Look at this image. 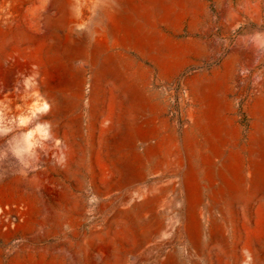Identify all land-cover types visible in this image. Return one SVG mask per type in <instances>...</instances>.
I'll return each mask as SVG.
<instances>
[{
  "label": "rangeland",
  "instance_id": "obj_1",
  "mask_svg": "<svg viewBox=\"0 0 264 264\" xmlns=\"http://www.w3.org/2000/svg\"><path fill=\"white\" fill-rule=\"evenodd\" d=\"M141 1L0 0V202L34 201L28 224L0 229V264H162L170 254L178 264H264V0L176 2L168 17ZM123 2L149 11L148 28L179 49L164 54L165 69L154 58L162 53H146L125 32L124 8L133 25L145 16ZM97 42L122 64L106 68L92 95ZM216 77L212 93L194 88ZM36 82L67 106L51 98L27 106ZM137 83L149 106L133 102ZM130 125L141 132L131 149L121 143ZM131 150L134 176L123 181L116 165ZM189 153L198 240L184 189ZM146 195L154 205L133 219L127 210ZM143 229L152 235L141 244Z\"/></svg>",
  "mask_w": 264,
  "mask_h": 264
},
{
  "label": "bare ground",
  "instance_id": "obj_2",
  "mask_svg": "<svg viewBox=\"0 0 264 264\" xmlns=\"http://www.w3.org/2000/svg\"><path fill=\"white\" fill-rule=\"evenodd\" d=\"M188 0H142L141 4L145 7L146 4H154L156 12L161 14L163 17H168L172 12H174L175 9V3L176 2H187ZM135 4V3H134ZM123 7H132L134 11L140 15L144 14L145 20L143 22L137 23L133 25L132 23V15L127 13L125 11L121 12L120 17L122 19V25L124 27V30L126 33L130 34L144 49L146 53H149L151 49L153 48L156 52L162 53V56H158L155 54L154 58L155 60L162 66V68H166L168 66V60L164 56L165 53H174L178 51L179 49L176 47V45L172 44L171 42L166 41L162 34L159 35L158 32L155 30L148 28L149 22H150V16L151 13L148 12H142L140 11V5L139 6H133L129 2H123ZM121 5V8H122ZM120 10V9H119ZM127 10V9H126ZM131 10V9H130ZM142 10V9H141ZM151 10V9H150ZM121 11V10H120ZM179 12V11H178ZM177 15V14H176ZM179 15V13H178ZM135 18V17H134ZM121 25V24H120ZM155 26V24H154ZM116 31V30H115ZM113 32V30H112ZM114 34V33H113ZM126 38V37H125ZM131 41V40H130ZM79 47V45H78ZM82 47V46H81ZM83 48V47H82ZM81 48V49H82ZM79 50V48H76V51ZM187 51V50H186ZM147 56V55H146ZM103 57V59H102ZM152 57V56H151ZM79 59V58H78ZM90 62L93 66V79H92V90L91 94L93 95L95 92V86H97L98 81L100 82L102 79L106 77L108 66L112 67L113 69H116V67L120 64H122V61L119 57H116L110 53L106 52V46L102 42H97L92 45L91 54H90ZM181 66L180 64H178ZM177 65V66H178ZM107 68V69H106ZM109 76V75H108ZM219 78L216 77L213 79H209L207 81H197L194 83V88L200 92L216 89ZM32 92L29 97V100L25 101V104L29 106L32 101L36 100L38 102L44 101L45 104H48L49 99L51 98L52 101H56L58 103V110H61L63 107L67 106V102L62 104L59 103L57 96L54 94H43L41 92V85L40 83H33ZM131 90V98L133 102L137 105H140V103L144 102L146 106L148 105V96L151 95L150 92H147L146 87L144 84L137 83L136 85L133 84V86L130 88ZM209 92V94H210ZM212 93V92H211ZM219 103L217 101H213L210 103V106H208L206 112L208 114L209 123H211L214 126L215 123V114L218 110ZM257 110L261 111L262 107L259 104L257 107ZM104 122V121H102ZM148 129L147 132L143 135V141L147 143L146 151L150 155V159L154 157L155 151V145L149 143L150 139V132H151V122H147ZM196 125L198 128H201L206 135L207 142L211 143L213 135L208 132V128L206 123L203 122V120H199L196 122ZM143 129V128H142ZM141 129V130H142ZM144 131V130H143ZM141 133L138 127H135L133 125L125 126L123 129V133L121 135V143L124 145L131 146L129 149L134 148L135 146V133ZM194 145V140L192 137L188 138V146L189 150H192V147ZM189 161H190V169L188 172V176L184 181V189L186 192V196L188 199V202L190 204L189 207V222H190V232L192 236L196 237L198 236L197 232V222L196 217L194 214V207L197 204L198 201V181L195 176L194 167H195V157L192 156V154L189 153L188 155ZM136 155L135 150H131V155L128 159H125L124 161H121V163H117V167L121 169V173L123 176V181H128L134 176L133 167L136 161ZM226 167L229 173L233 176H236L238 174V161L236 156H231L226 161ZM240 173V172H239ZM209 174V172H208ZM225 176L224 174H222ZM231 188H234V184H229ZM3 193V190L0 189V195ZM32 199L30 197H24L21 195L18 197L17 201L7 204L5 206L4 203L0 202V229L7 228L11 229L12 227H19L22 225L28 224V219L26 218L28 212H29V205L32 204ZM154 205V197L150 195H146L141 202H136L131 210H127L128 213H130V217L132 216L133 219L137 216L139 217L140 214L143 211H150L152 206ZM128 209V208H127ZM122 211V210H121ZM124 213V212H123ZM118 215V214H117ZM154 216V215H153ZM151 217H149L150 219ZM154 218V217H153ZM152 218V219H153ZM144 220V219H143ZM142 221V220H141ZM137 222V221H136ZM56 224H63V222L58 221ZM142 225V224H141ZM145 228V227H144ZM144 231L141 233L140 236V242L141 244L143 242L148 241V239L151 237L152 232L143 229ZM198 240V239H197ZM178 257L174 254L168 255L162 262V264H178Z\"/></svg>",
  "mask_w": 264,
  "mask_h": 264
}]
</instances>
